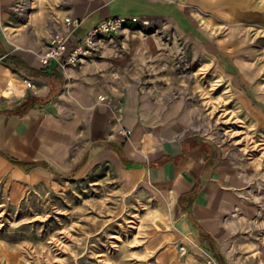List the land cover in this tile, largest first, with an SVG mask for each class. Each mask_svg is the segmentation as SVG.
<instances>
[{
    "label": "rangeland",
    "instance_id": "rangeland-1",
    "mask_svg": "<svg viewBox=\"0 0 264 264\" xmlns=\"http://www.w3.org/2000/svg\"><path fill=\"white\" fill-rule=\"evenodd\" d=\"M108 3L113 16L130 17L125 27L62 69L65 80H86L106 95L110 88L119 107L130 94L150 125L182 120L184 137L210 141L239 179L228 245L250 249L241 259L256 250L264 261V0L240 8L215 0H14L0 6V28L10 47L39 61L64 19H85ZM235 23L245 27L232 34L237 45L224 36ZM123 172L111 159L41 182L0 173V264H206V248L196 245L199 261L191 262L195 252L181 256L182 243L161 221L173 208L170 193L147 185L125 192Z\"/></svg>",
    "mask_w": 264,
    "mask_h": 264
},
{
    "label": "crops",
    "instance_id": "crops-1",
    "mask_svg": "<svg viewBox=\"0 0 264 264\" xmlns=\"http://www.w3.org/2000/svg\"><path fill=\"white\" fill-rule=\"evenodd\" d=\"M13 1L0 0V6L7 7ZM110 3L84 19L74 34L76 38L71 37L74 45L99 21L113 16ZM66 20L61 25L62 32L68 30ZM186 21L190 22L191 29L188 17ZM8 55L20 58L29 68L8 65ZM36 71L57 72L63 79L50 82ZM74 73L72 71L71 75ZM11 79L19 81L14 91L9 86ZM25 79L33 80L34 91L26 87ZM70 81L65 80L57 64L43 67L32 53L10 47L0 28L1 111L16 109L30 95L47 97L55 90V85H60L59 92L45 106H37L24 116L0 115V152L27 163H46L48 167L38 165L27 171L0 154V173L32 183L47 181L53 174L84 175L103 161L119 160L124 170L125 192L147 185L170 193L173 208L161 221L173 228L169 235L174 243H182L180 248L186 245L187 254L195 252L191 254V262L199 261L194 248L196 245L204 247L202 237L205 236L204 245L212 244L222 253L226 264H264L256 250L241 259L238 253L245 250L244 245L241 249L237 245L235 250L228 245L230 231L236 228L229 214L241 201L237 189L239 179L228 171L223 157L210 141L184 137L182 120L169 119L150 125L130 94L121 95L123 118L119 120V106L113 103L110 88L105 91L106 95L86 80L76 77L74 82ZM69 84L72 87L68 90ZM104 96L106 100H101ZM125 128L132 131L130 138L120 133ZM118 146H123L125 163L118 155ZM181 199L189 207L188 211L182 207ZM180 248V255L185 256Z\"/></svg>",
    "mask_w": 264,
    "mask_h": 264
},
{
    "label": "built area",
    "instance_id": "built-area-1",
    "mask_svg": "<svg viewBox=\"0 0 264 264\" xmlns=\"http://www.w3.org/2000/svg\"><path fill=\"white\" fill-rule=\"evenodd\" d=\"M117 1V0H111ZM84 19L70 18L66 20L67 31L59 32L54 35L48 46V49L39 54V61L43 67H48L52 64H57L62 69L77 67L84 59L88 52V47H93L96 40L102 36H113L120 32L125 27L127 19L123 17L109 16L99 21L92 29L88 30L82 40L77 41L74 45L72 43V35L83 25ZM87 48V49H86ZM26 87L32 91L35 90V84L25 79ZM101 100H106V97H100ZM110 103V101H108ZM119 120L123 118V109L118 107ZM120 133L126 137L132 135L130 129H122ZM181 254L186 255L188 252L187 246L183 245L180 248ZM206 264H220L218 260L211 254L207 253Z\"/></svg>",
    "mask_w": 264,
    "mask_h": 264
},
{
    "label": "trees",
    "instance_id": "trees-1",
    "mask_svg": "<svg viewBox=\"0 0 264 264\" xmlns=\"http://www.w3.org/2000/svg\"><path fill=\"white\" fill-rule=\"evenodd\" d=\"M14 60L17 62V65L14 63ZM6 63L10 66H12L13 68H17L18 69V65L20 66V68H29V66L24 63L20 58L18 57H14L12 55H8ZM36 73H40L42 74L46 79H48L50 82L52 81V79L54 80H58V81H62L63 76L57 72L53 73V74H49L47 72H38L36 71ZM56 87V88H55ZM55 90L51 91L50 94L47 97H36L35 95H30L28 96L27 100L19 107H17L14 110H6V111H1L0 110V115L1 114H7V115H16V116H24L26 115L31 109L37 107V106H45L47 105L52 98L59 92V88L60 85H55ZM117 152L120 156V158L122 159V161L125 163V159H124V153H123V146H118L117 147ZM0 154L4 157H6L8 160H10L14 165L19 166L27 171H29L31 168L38 166V165H44L45 167H48V165L46 163H27L24 162L22 160H19L18 158H15L7 153L4 152H0ZM181 204L182 207L184 208V210L188 211V206H186L183 203V199H181ZM204 239H206L205 236L202 237V243L203 246L206 247L207 249H209L214 256L216 257V259L218 260V262L220 264H226L225 258L222 255V253L218 250H216V248L212 245H204Z\"/></svg>",
    "mask_w": 264,
    "mask_h": 264
},
{
    "label": "bare ground",
    "instance_id": "bare-ground-1",
    "mask_svg": "<svg viewBox=\"0 0 264 264\" xmlns=\"http://www.w3.org/2000/svg\"><path fill=\"white\" fill-rule=\"evenodd\" d=\"M211 1H213V0H211ZM215 1H222V3H226V4L228 3L232 7H239V8L240 7H243V6L244 7H246V6L248 7L249 4H250V0H215ZM208 25L211 26V27H213V25L211 24V21H208ZM228 29H229V31L224 36H227L228 40H230V41H232V39H233V37H232L233 35L232 34H233L234 31H238V32H244L245 31V27L242 26L239 23H235V24L231 25ZM232 43H234L235 45H237L236 42H233L232 41ZM17 49H20V47H18ZM254 53H256V51H251L250 50L246 54V55H248L247 58L248 57L255 58V54ZM243 67H244V69H248V68L250 69L251 68V67H247V66H244V65H243ZM18 85H19V81H17L16 79H11L10 80L9 86L11 88V91H14V89L17 88ZM191 256L192 255L189 256V259H191Z\"/></svg>",
    "mask_w": 264,
    "mask_h": 264
}]
</instances>
